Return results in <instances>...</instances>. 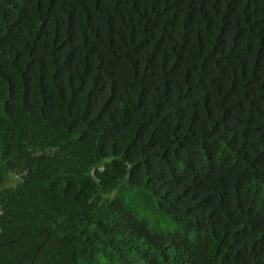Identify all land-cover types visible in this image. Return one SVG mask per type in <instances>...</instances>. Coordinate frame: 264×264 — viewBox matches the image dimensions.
Wrapping results in <instances>:
<instances>
[{"label": "trees", "instance_id": "16d2710c", "mask_svg": "<svg viewBox=\"0 0 264 264\" xmlns=\"http://www.w3.org/2000/svg\"><path fill=\"white\" fill-rule=\"evenodd\" d=\"M0 264H264V0H0Z\"/></svg>", "mask_w": 264, "mask_h": 264}]
</instances>
